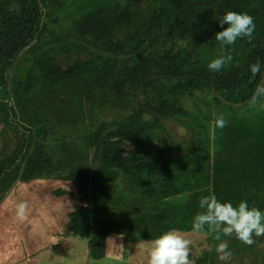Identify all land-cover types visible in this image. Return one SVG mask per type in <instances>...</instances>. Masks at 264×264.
<instances>
[{"label":"trees","instance_id":"16d2710c","mask_svg":"<svg viewBox=\"0 0 264 264\" xmlns=\"http://www.w3.org/2000/svg\"><path fill=\"white\" fill-rule=\"evenodd\" d=\"M228 11L254 18V38L229 46L231 63L213 73ZM259 86L264 0H0V204L33 180L70 181L77 191L52 192L65 224L32 254L81 238L88 257L132 264L146 255L133 254L137 241L192 231L203 196L264 211V109L250 105ZM220 114L227 126L213 128ZM215 237L195 264H220L221 241L243 260L260 244ZM12 259L0 264L23 262Z\"/></svg>","mask_w":264,"mask_h":264},{"label":"clouds","instance_id":"9594fccd","mask_svg":"<svg viewBox=\"0 0 264 264\" xmlns=\"http://www.w3.org/2000/svg\"><path fill=\"white\" fill-rule=\"evenodd\" d=\"M223 28L215 34V40L221 44V55L207 64L210 72H220L226 65L231 63L233 57L229 46L238 39H247L251 44L254 38V18L246 13L228 11L217 19ZM254 46V45H253ZM253 76L261 71L259 60L249 66ZM264 86H259L253 93L250 105H259L264 109ZM227 120L223 114L218 115L212 127L223 129L227 126ZM198 212L192 220V230L195 233H215L216 239L234 237L244 245L251 246L255 241L253 237L264 236V211L257 207H249L246 200H242L237 206L231 202H221L214 194L203 196L199 200ZM28 204L20 202L16 205V217L23 221L27 218ZM192 241L177 230H169L160 234L157 238L141 243L142 251L146 253L145 264H192L189 259ZM217 252L221 260H227L231 252L226 242L221 241L217 245Z\"/></svg>","mask_w":264,"mask_h":264},{"label":"rangeland","instance_id":"374dc122","mask_svg":"<svg viewBox=\"0 0 264 264\" xmlns=\"http://www.w3.org/2000/svg\"><path fill=\"white\" fill-rule=\"evenodd\" d=\"M166 124L167 129L173 136H176L178 140L182 141L187 137L188 130L182 125L172 121H167ZM89 152L91 155L94 153L92 150ZM78 153L81 157H86L83 155L86 152L81 151ZM56 178L33 180L28 184L23 185L24 187H19L15 196L5 198V200L0 204V240L4 243L6 236H8V239L10 240L12 238V234L19 235L15 236L17 242L14 245H12V240L10 249L9 245H0V261L1 255L4 256L3 260L8 259L12 261L14 248L18 244L19 247H16L17 250L15 251L20 250L22 256L27 257V259L25 258L23 261L27 264H132L131 262L128 263V261L125 260H114L111 257L101 260H94L88 257L86 254L87 241L81 238H76L75 240L68 242L65 241L60 246L52 247L50 248L52 250H49L47 255L43 254L41 251V253H36V255L35 253L32 254L33 251L30 252L34 246L40 248L45 243H49L48 239H44L47 237V230L51 231L52 229L54 230L62 224H65L66 213L60 210V207L56 204L57 202L53 199V189L59 185V183H68V185L74 187L76 191L78 190V185L66 180H57ZM20 202H26L28 204L27 218L23 221H20L16 217L15 213L16 205ZM11 214L13 215L14 220H12L8 226H11L13 231L7 232V226L5 224L9 223L7 219H9ZM24 226L28 227V231L26 233L21 232V227L24 228ZM31 233L33 237H31L30 241H27ZM182 234L192 241L189 259L192 261V264H195L197 259L202 257L206 250H209L211 247V233H195L192 230L190 232H183ZM256 238V241L258 240L260 243L259 247H256V251H253V253L250 251L246 252L244 260L241 257L237 258L236 255L232 254L227 260H222L220 264H240V262L243 264H262L263 260L259 253L262 249H264V236ZM2 242L0 244H3ZM141 243L142 241H137L131 246L133 254H137L135 247H141ZM8 253L11 254L8 256ZM30 254H32L31 257H29ZM18 255L20 254L17 253L15 255V261L18 260ZM7 256L8 258H6ZM58 257L60 259L63 258L65 261H60ZM131 257L135 258L133 259L134 261H142V264H145L146 255L142 258L138 255L134 256L131 254Z\"/></svg>","mask_w":264,"mask_h":264},{"label":"crops","instance_id":"0c3cea01","mask_svg":"<svg viewBox=\"0 0 264 264\" xmlns=\"http://www.w3.org/2000/svg\"><path fill=\"white\" fill-rule=\"evenodd\" d=\"M10 223H11V222H10ZM10 223H9V224H6V226H7V227H6V228H7V232H8V231H10V232L13 231L12 227H11V226H10V227L8 226V225H10ZM59 227H60V226H59ZM59 227H57V228L54 229V230L52 229L51 231H50V230H47V235H49V236L51 235V236H52V234H54V233L57 231V229H58ZM27 228H28L27 226H24V228L21 227V232H25V233H26V232H27V231H26ZM3 234H4V233H3ZM11 234H12V233H11ZM4 236H5V234H4ZM34 236H36V235H34ZM31 237H33V236H32V233H31V235L29 236V238L27 239V241L31 240ZM5 239H6V240H5L4 243L0 240V241L3 243V244H0V245L6 246V243H8V242H10V241H12V240L14 239V234H12V238H11L10 240L8 239V236H6ZM44 239H45V238H44ZM1 242H0V243H1ZM36 249H37V248H36ZM32 251H34V250L31 249L30 252H32ZM11 253H12V252H11ZM11 253H10V254H11ZM17 253L20 254V255H18V259L22 258L23 261H24L25 258L27 259V257L22 256V253H21L20 250H18V251H15V250H14V254H13V256H15ZM21 256H22V257H21ZM3 257H4V256L1 255V259H2ZM9 262H10V261H9ZM9 262H7L6 264H8ZM14 264H16V263H14ZM17 264H27V263H26V262H20V263H17Z\"/></svg>","mask_w":264,"mask_h":264}]
</instances>
